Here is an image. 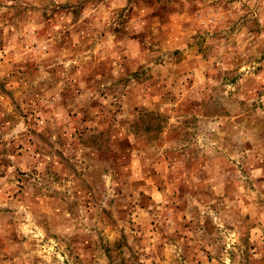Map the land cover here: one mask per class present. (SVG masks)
<instances>
[{"label": "rangeland", "instance_id": "1", "mask_svg": "<svg viewBox=\"0 0 264 264\" xmlns=\"http://www.w3.org/2000/svg\"><path fill=\"white\" fill-rule=\"evenodd\" d=\"M0 264H264V0H0Z\"/></svg>", "mask_w": 264, "mask_h": 264}]
</instances>
